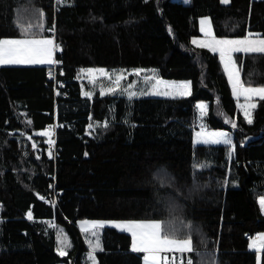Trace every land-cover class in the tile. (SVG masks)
Listing matches in <instances>:
<instances>
[{
    "label": "trees",
    "instance_id": "trees-1",
    "mask_svg": "<svg viewBox=\"0 0 264 264\" xmlns=\"http://www.w3.org/2000/svg\"><path fill=\"white\" fill-rule=\"evenodd\" d=\"M203 17L217 38L264 37V0H0V39L52 37L62 61L0 65V264H90L84 219L162 221L190 236L192 264H264L248 238L264 233V99L249 124L219 53L192 42ZM234 58L244 85L264 86V54ZM158 81H190V94ZM94 254L144 264L112 226Z\"/></svg>",
    "mask_w": 264,
    "mask_h": 264
},
{
    "label": "snow or ice",
    "instance_id": "snow-or-ice-1",
    "mask_svg": "<svg viewBox=\"0 0 264 264\" xmlns=\"http://www.w3.org/2000/svg\"><path fill=\"white\" fill-rule=\"evenodd\" d=\"M224 2L227 3L228 0H224ZM203 23L204 20L201 21L202 25ZM201 31H204V29L202 28ZM192 42L194 44H199L203 48H210L214 52H219L220 59L224 61L225 69L228 72L229 79L232 82L233 90L237 95H242L249 101H251L253 96H259L260 98L264 99V86L256 88L244 86V84L240 80L239 73L236 71L235 63L233 60V53L236 52H242L246 54H264V39H250L248 37L240 39H216L213 37L210 40L201 41L193 39ZM54 50L55 49L52 39H0V65L54 63L55 61L52 60ZM87 71L91 78L95 80V76L93 75V73L96 70L88 69ZM99 71L104 72V74L107 75V72L105 70L101 69ZM121 78V76H117V84H119ZM157 83L158 85L163 84L166 87H171L172 92L177 95L186 96L190 94V81H182L178 83L158 81ZM130 94L134 95L135 93ZM162 94L169 95L172 93L165 92ZM85 95H89V93H85ZM199 107L201 109V114L203 115V112L206 109V105L201 103ZM240 107L244 110L245 119L249 124H251L252 119L249 110L255 108L256 105L254 103H247L245 105H240ZM91 127L92 125H89V128ZM233 127H236V124H233ZM43 134L48 135L47 132ZM197 135L202 138V141L205 144H218L221 142L227 144L232 143V141L228 138L229 134L223 131L206 133L202 130L201 132L197 133ZM85 155H87V153H85ZM41 199H43V197H41ZM259 202L262 206H264V197H262ZM28 216L31 219V212L28 213ZM81 223L83 224L85 222ZM105 223V221L91 222L93 228L103 226ZM108 223H113L117 227H123L127 231H129L133 238L132 249L135 251H142L146 253L144 258L146 261H151V264H158L159 253L163 249H174L180 251L181 253H184L185 251H192V242L190 236L189 238L184 240L170 238L168 234H164V222L162 221L140 220L123 222L113 221ZM183 227H185L189 231L191 230L190 224L184 225ZM85 231H87V229H85ZM92 234L93 236H95V231H93ZM89 243H91V241H89ZM99 247L100 244L99 240L97 239L93 251H95V248ZM259 247L261 249H264V234H260ZM60 254L65 255L66 253L61 251ZM188 264H192L190 258L188 260Z\"/></svg>",
    "mask_w": 264,
    "mask_h": 264
},
{
    "label": "rangeland",
    "instance_id": "rangeland-1",
    "mask_svg": "<svg viewBox=\"0 0 264 264\" xmlns=\"http://www.w3.org/2000/svg\"><path fill=\"white\" fill-rule=\"evenodd\" d=\"M202 20H204L203 25L201 24ZM202 28L204 29V31H201L202 32V36L198 38V41L210 40L213 37L216 38V39H219V38L214 36L213 25H212V22H211L209 17H203V18L200 19V30ZM248 38H250V37H248ZM256 38H258V37H256ZM260 39H264V37H261ZM196 45H199V44H196ZM55 51H56V49H55ZM225 72H226V70H225ZM201 103L206 105V109L204 110L203 115L201 114V109L199 107V105ZM207 110H208V104L206 102H198L197 103V111H198L197 125L199 127H201V128L204 127V118H205V116L207 114ZM251 119H252V116H251ZM48 138L50 139V140L48 139V141L52 142V136L49 133H48ZM261 207H262L263 212H264V206L261 205ZM0 209H1V205H0ZM94 221H105L106 223L103 226H99V227L93 228L91 222H94ZM113 221H115V222H123V221H140V220H93V219H84V220H80L78 222V226L80 227V229H81V231H82V233H83V235L85 237V240H86L87 244L89 245V247L91 249V251L89 252V256H90L89 263L90 264H96V257L94 256L95 255L94 252L96 250H98V248H95V251H93V249H94V247L96 245L97 239L99 240V244L101 245L102 233H103V230L105 229V227L112 226V227L117 228L120 231L129 233L131 235V233L129 231H127L125 228L117 227L113 223H108V222H113ZM145 221H147V220H145ZM81 222H85V223L82 224ZM165 226L166 225L163 224L164 234H168L170 236V238H174V239H178V240H184L182 238L179 239V237H176L175 235H171L169 233H166L165 232ZM85 229H87V231H85ZM93 231H95V233H96L95 236H93V234H92ZM261 234H264V233H261ZM259 240H260V237H259V239L254 241L255 245H254V242H252V249L256 250L258 252H261V251H263V249H261L259 247ZM57 241H58L59 249H60L59 252L61 253V251H63L64 253H67V249L69 247V238H68L67 233L63 229V227H60V226L57 227ZM89 241H91V243H89ZM132 242H133V238H132ZM168 251L169 252H179L178 250H174V249H163L159 253L158 264H167L168 258H170V254H168ZM140 252H142V251H140ZM142 253H143L144 264H151V261H146L145 258H144L146 253H144V252H142ZM61 264H64V263H61ZM258 264H262L261 257L258 258Z\"/></svg>",
    "mask_w": 264,
    "mask_h": 264
},
{
    "label": "built area",
    "instance_id": "built-area-1",
    "mask_svg": "<svg viewBox=\"0 0 264 264\" xmlns=\"http://www.w3.org/2000/svg\"><path fill=\"white\" fill-rule=\"evenodd\" d=\"M62 65V61L60 59H56L54 63L55 70ZM56 125H47L46 131L52 136V142H49L50 147H53V149H57L56 145ZM261 199V198H260ZM248 238L251 241H255L258 238V234H252L249 235ZM191 251H185L184 253L179 252H169L170 258L167 261V264H188L189 258L191 259V262H193V259L191 257Z\"/></svg>",
    "mask_w": 264,
    "mask_h": 264
},
{
    "label": "crops",
    "instance_id": "crops-1",
    "mask_svg": "<svg viewBox=\"0 0 264 264\" xmlns=\"http://www.w3.org/2000/svg\"><path fill=\"white\" fill-rule=\"evenodd\" d=\"M201 34H202V32H201ZM202 36V35H201ZM200 36V37H201ZM248 37H250V39H260L261 37L260 36H248ZM256 37H258V38H256ZM198 38L199 37H195V39H197L198 40ZM245 38V37H244ZM6 39H52L53 40V44H54V49H55V47H56V45H55V39L54 38H52V37H30V38H6ZM219 39H221V38H219ZM228 39H240V38H228ZM196 45V44H195ZM198 46H200V45H198ZM217 53H219V52H217ZM220 55V54H219ZM54 59H55V50H54V53H53V57H52V60L54 61ZM233 60H234V63H235V68H236V71L239 73V75H240V71H239V68H238V66H237V63L235 62V58H234V53H233ZM223 62V65H224V61H222ZM2 65H40V66H51V65H53V63H36V64H2ZM224 68H225V65H224ZM226 70V69H225ZM227 72V71H226ZM227 76H228V78H229V75H228V72H227ZM240 80H241V77H240ZM229 81H230V84H231V87H232V82H231V80L229 79ZM241 82H242V80H241ZM243 83V82H242ZM244 86H246V85H244ZM246 87H249V86H246ZM253 88H256V87H253ZM232 92H233V95H234V97L235 98H237L240 102H239V106L240 105H245V104H247V103H254L255 105H256V99H262V98H260L259 96H253L252 97V99H251V101H249V100H247L244 96H242V95H237L235 92H234V90H233V87H232ZM241 108V107H240ZM242 109V111H243V113H244V110H243V108H241ZM254 109V108H253ZM253 109H250L249 111H250V115L252 116V113H253ZM97 251V250H96ZM95 251V252H96ZM135 251V250H134Z\"/></svg>",
    "mask_w": 264,
    "mask_h": 264
}]
</instances>
